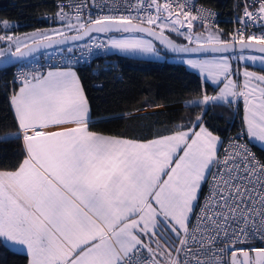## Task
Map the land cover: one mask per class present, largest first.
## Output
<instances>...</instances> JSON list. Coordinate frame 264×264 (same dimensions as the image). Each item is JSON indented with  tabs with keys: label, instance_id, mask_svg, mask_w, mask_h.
<instances>
[{
	"label": "snow or ice",
	"instance_id": "snow-or-ice-1",
	"mask_svg": "<svg viewBox=\"0 0 264 264\" xmlns=\"http://www.w3.org/2000/svg\"><path fill=\"white\" fill-rule=\"evenodd\" d=\"M58 7L56 26L23 37L0 22L4 63L41 50L60 61L46 72L21 69L14 81L18 130L0 139H22L25 156L0 170V247L22 252L27 264H162L158 257L163 264H264V247L252 243L264 244V163L238 143L221 158L222 142L202 116L153 139L91 130L72 66L95 50L175 53L219 89L198 103L242 101L241 134L264 147V74L247 66L264 67V0H252V11L245 3L241 26L227 39L206 23L211 13L192 14L189 0H66ZM255 24L260 34H248Z\"/></svg>",
	"mask_w": 264,
	"mask_h": 264
},
{
	"label": "trees",
	"instance_id": "trees-1",
	"mask_svg": "<svg viewBox=\"0 0 264 264\" xmlns=\"http://www.w3.org/2000/svg\"><path fill=\"white\" fill-rule=\"evenodd\" d=\"M219 10L218 26L224 38L234 32L237 17L241 15L244 0H201ZM56 0H0V22L13 21L10 31L34 29L53 23L44 18L45 12H53ZM202 27H197L200 29ZM2 32V31H0ZM175 39L178 37L173 35ZM179 41V40H178ZM159 47V45H158ZM167 56L175 55L167 50ZM122 70L118 77L111 71L97 76L103 84L93 83L96 76L86 67H81L83 80L91 104L95 123L92 130L136 139H149L171 133L177 125L190 127L198 116L202 123L222 136V142L243 129V102L239 106L210 102L207 106L198 103L204 95H215L218 88L197 70L190 69L181 61L146 58L111 53ZM16 64L0 67V135L14 132L17 123L14 117L10 80ZM264 73L260 65H247ZM264 160V149L255 146ZM22 139H0V169H14L24 159ZM264 244H258V246ZM0 264H27L22 252L8 251L0 247Z\"/></svg>",
	"mask_w": 264,
	"mask_h": 264
},
{
	"label": "built area",
	"instance_id": "built-area-1",
	"mask_svg": "<svg viewBox=\"0 0 264 264\" xmlns=\"http://www.w3.org/2000/svg\"><path fill=\"white\" fill-rule=\"evenodd\" d=\"M65 2L66 0H56L55 10L53 12H45L44 18L46 17L52 20L55 14L59 11L58 6ZM245 3L249 4L250 11L253 10V8L251 7L252 0H244L242 12L240 16L243 15ZM189 4L191 5V10L193 15H198L200 10H204L207 13H211V16L207 19L206 23L210 25H216L219 23L220 17H219V10L217 7L207 4L205 2L203 3L201 0H189ZM240 26H241L240 24H237L235 30ZM261 31L262 29L260 28L259 24L251 25L248 28V34L254 33L259 35ZM110 54H111L110 51L100 52L98 50H95L94 54L85 56L84 59L79 60L78 62H74L72 66L75 69H81V67L89 68L91 70V73L96 76V78H94L93 83L95 85H102L103 82L99 78H97V76L103 74L105 71H111L115 76L118 77L122 76V70L118 60L113 59L110 56ZM59 63L60 61L58 59L45 57L43 55V50L40 51V53L35 54L33 58L17 63L16 66L14 67L13 70L14 72L10 80V83H12L13 90L17 86H19V83L14 81H16L17 74L21 71V69L25 71H30L32 69L39 68L40 70L46 72L50 68H55L56 66H58ZM241 133H242V129L237 134H234L232 135V137H229L225 141H223L221 148L219 150V155L221 156V158L223 157L226 150H231V145L233 143H238V144L246 145L247 148L255 155L256 159L259 160L261 163H264V160L260 156L259 152H257V149L255 147L256 145L261 147L259 143L250 141V139L246 135H243ZM261 148L264 149V147ZM208 193H209L208 186H204L203 194L199 198L201 205L204 203V199L208 195ZM197 211H199V209H197ZM252 243L256 247H264V245L258 246V244H260L258 240L252 241Z\"/></svg>",
	"mask_w": 264,
	"mask_h": 264
},
{
	"label": "crops",
	"instance_id": "crops-1",
	"mask_svg": "<svg viewBox=\"0 0 264 264\" xmlns=\"http://www.w3.org/2000/svg\"><path fill=\"white\" fill-rule=\"evenodd\" d=\"M111 53H115L114 51H110ZM134 56H141V57H146V58H149V57H151V58H156V59H165V58H168L169 60H176V61H181V59L179 58V56L178 55H172V56H167V54L166 53H163L162 52V54H161V57H155V56H142V55H134ZM73 70L77 73V75L79 76V78H80V81H81V84H82V86H83V88H84V83H83V80H81V75H80V69H75V68H73ZM18 88H19V86H18ZM18 88L15 90V91H17L18 90ZM84 92H85V95H86V97H87V99H88V95H87V92L85 91V88H84ZM14 94V93H13ZM218 94V92L215 94V95H217ZM215 95H210V96H215ZM88 102H89V99H88ZM89 105H90V109H91V104H90V102H89ZM12 106V105H11ZM91 117H92V120L94 121L95 119H97V118H100V117H93V114H91ZM204 124V123H203ZM204 126L210 131V132H212V134L213 135H215V136H217V137H219V139H220V141L222 142V136H220L218 133H216L215 131H213L210 127H208L206 124H204ZM191 127V126H190ZM17 130L18 129H16V131H14V132H8V133H15V132H17ZM92 130V129H91ZM198 130V129H197ZM94 131V130H93ZM96 131V130H95ZM96 132H99V133H102V134H105V135H111V136H121V135H113V134H109V133H103V132H100V131H96ZM8 133H3V135H0V137H5L6 136V134H8ZM170 133H165L164 135H169ZM159 136H162V135H159ZM123 137H125V136H123ZM156 137H158V136H154L153 138H156ZM126 138H129V137H126ZM130 138H132V137H130ZM153 138H149V139H153ZM132 139H136V138H132ZM223 143V142H222ZM222 143L221 144H219L218 145V149L220 150V148H221V145H222ZM0 170H4V169H0ZM5 170H13V169H5ZM161 243H163V242H161ZM154 246V245H153ZM161 259H163V258H161Z\"/></svg>",
	"mask_w": 264,
	"mask_h": 264
},
{
	"label": "rangeland",
	"instance_id": "rangeland-1",
	"mask_svg": "<svg viewBox=\"0 0 264 264\" xmlns=\"http://www.w3.org/2000/svg\"><path fill=\"white\" fill-rule=\"evenodd\" d=\"M4 21H7L8 24H11L13 23V21H9V20H4ZM210 25V24H209ZM56 25H54L53 23L51 24H48V25H45V26H38V27H35L34 29H30V30H23V31H13L11 33H8V34H11V35H15V36H21L23 37L24 35L26 34H30L32 33L33 31H36V30H46V29H50L52 27H54ZM212 29H215V30H219L221 31V29L218 27V26H215V25H210ZM197 32H203L204 29L203 28H200V29H196ZM0 34H3V32H0ZM178 40L181 42V43H184V39L182 37H178ZM259 65V64H257ZM249 71H253V72H257L258 74H264L263 72H259V71H256L255 69H250L248 68ZM216 92H219V89L216 91ZM163 242V241H161ZM173 256H175V253H173ZM159 259H161L160 257H158ZM161 262L163 264V259H161Z\"/></svg>",
	"mask_w": 264,
	"mask_h": 264
},
{
	"label": "water",
	"instance_id": "water-1",
	"mask_svg": "<svg viewBox=\"0 0 264 264\" xmlns=\"http://www.w3.org/2000/svg\"><path fill=\"white\" fill-rule=\"evenodd\" d=\"M172 39L173 40H175V42H177V43H181L180 41H178L177 39H175L173 36H172ZM42 51V50H41ZM171 53V52H170ZM175 54V53H174ZM35 55V54H34ZM175 55H177V54H175ZM17 63H19V62H15V63H12V64H8V63H4L2 60H0V67L1 66H7V65H13V64H17Z\"/></svg>",
	"mask_w": 264,
	"mask_h": 264
}]
</instances>
